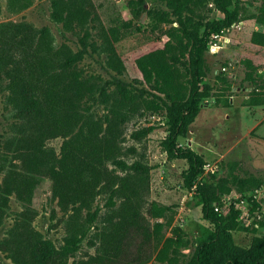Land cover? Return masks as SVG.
Listing matches in <instances>:
<instances>
[{
	"label": "rangeland",
	"instance_id": "1",
	"mask_svg": "<svg viewBox=\"0 0 264 264\" xmlns=\"http://www.w3.org/2000/svg\"><path fill=\"white\" fill-rule=\"evenodd\" d=\"M88 1L90 14L82 24L73 22L70 27L50 17V0H33L16 13L7 10L6 0H0V21L24 19L35 26L47 25L54 45L65 43L73 51L82 48L80 36L88 31L78 67L93 83L92 96L84 97L80 122L69 135L87 132L95 122L104 128L106 116L115 121L116 129H120L117 142L121 157L127 163L139 160L147 166L138 178L129 168L117 173L129 171L134 180L140 181L136 186L142 198L165 207L162 216L150 218L152 223H163L161 235L155 240L156 250L166 236L176 238L163 261L152 258L135 264H198V250L211 231L216 238L209 264L225 261L235 253L251 257L249 254L264 243V45L250 38L253 30L264 31V23L256 18L263 0H227L228 8H235V16L227 25L213 29L208 38L218 33V48L213 53L204 52L203 72L197 82L182 63H177L173 88L180 96L173 100L141 81L128 61L132 51L151 42L170 25H177L172 0H133L135 14L128 0ZM162 13L173 19L171 23L160 18ZM182 14L200 29L223 15L216 0H185ZM246 55L257 65L254 80L247 76L248 68L242 60ZM114 57L121 65L113 62ZM120 82L123 92L118 87ZM191 99L196 106L188 110ZM166 104L175 106L180 116L172 146L191 149L201 161L191 184L184 178L187 158L169 149L172 122ZM7 118L0 92V132L5 131ZM140 128L145 132L136 137ZM61 141L58 137L49 145L57 151ZM3 171L0 169V181ZM198 186H210L219 196L215 202L220 209L216 212L228 216L231 208L237 209V228L227 229L225 224L215 228L202 216ZM51 195V178L40 182L31 205L9 195L0 216V240L13 216L32 209L31 226L43 241L58 247L66 230L62 211ZM95 199L103 205V195ZM92 252L82 240L77 257ZM0 264L16 263L0 249ZM67 264H71V257Z\"/></svg>",
	"mask_w": 264,
	"mask_h": 264
},
{
	"label": "trees",
	"instance_id": "2",
	"mask_svg": "<svg viewBox=\"0 0 264 264\" xmlns=\"http://www.w3.org/2000/svg\"><path fill=\"white\" fill-rule=\"evenodd\" d=\"M132 1L128 0V4L135 14ZM32 2L6 0V7L16 13ZM172 4L177 25H170L151 42L132 51L128 61L141 81L173 100L180 96L173 88L177 63H182L197 82L203 72L210 32L227 25L236 11L228 8L227 0H216L222 17L200 29L190 17L183 16L185 0H172ZM88 5V0H50V17L67 27L73 26V22L82 24L90 14ZM159 15L169 23L173 20L164 13ZM256 18L264 23V0ZM87 36L85 29L80 36L82 48L73 51L65 43L54 45L47 25L35 26L24 19L0 21V92L3 107L8 111L6 129L0 132V169L4 170L0 181V216L9 195L14 194L31 205L40 182L51 178V197L57 200L66 230L62 243L55 247L43 241L31 226L32 209L17 213L0 240V249L16 264H67L68 257L71 264H135L152 258L163 261L176 241L175 237L166 236L156 250L155 240L161 235L163 223L158 220L152 223L150 218L162 216L165 207L155 201L146 202L136 186L140 181L134 180L129 171L117 173L129 168L138 178L147 166L139 160L127 163L121 157L117 142L120 129H116L115 121L106 116L104 128L95 122L87 132L69 135L80 122L84 97L92 96L93 83L78 67ZM250 38L264 45V31L253 30ZM242 60L248 68V78L254 80L257 65L248 55ZM113 62L121 65L117 57ZM118 87L122 92L125 90L122 82ZM190 104L188 110L196 106L195 100L191 99ZM166 107L172 122L167 138L169 149L187 158L189 165L184 178L191 184L201 161L191 149L172 146L171 138L180 116L175 106L166 104ZM144 132L143 128L136 130V137ZM58 137L62 141L56 151L49 141ZM197 191L202 216L215 228L221 224L227 229L238 227L237 209L231 208L228 216L216 212L213 203L219 196L213 189L198 186ZM99 195L104 196L103 211L95 202ZM215 238L216 233L211 231L203 240L198 264H209ZM82 240L93 252L77 257ZM249 255L246 258L231 254L217 264H264V243Z\"/></svg>",
	"mask_w": 264,
	"mask_h": 264
},
{
	"label": "built area",
	"instance_id": "3",
	"mask_svg": "<svg viewBox=\"0 0 264 264\" xmlns=\"http://www.w3.org/2000/svg\"><path fill=\"white\" fill-rule=\"evenodd\" d=\"M218 39H220L218 33H213L211 35V38L206 43L207 44V50L209 52L213 53L218 48V42H217ZM213 209L216 210V211L219 210L220 209V204L217 203V202H214L213 203Z\"/></svg>",
	"mask_w": 264,
	"mask_h": 264
}]
</instances>
